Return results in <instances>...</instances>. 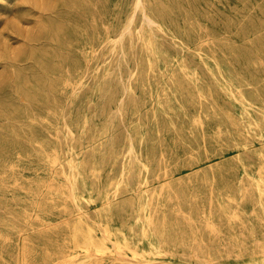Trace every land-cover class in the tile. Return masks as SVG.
Instances as JSON below:
<instances>
[{
	"label": "rangeland",
	"instance_id": "obj_1",
	"mask_svg": "<svg viewBox=\"0 0 264 264\" xmlns=\"http://www.w3.org/2000/svg\"><path fill=\"white\" fill-rule=\"evenodd\" d=\"M258 171L264 0H0L1 264L263 263ZM108 204L132 249L85 251L68 228Z\"/></svg>",
	"mask_w": 264,
	"mask_h": 264
},
{
	"label": "bare ground",
	"instance_id": "obj_2",
	"mask_svg": "<svg viewBox=\"0 0 264 264\" xmlns=\"http://www.w3.org/2000/svg\"><path fill=\"white\" fill-rule=\"evenodd\" d=\"M110 0H101V2H108L109 3ZM136 1V0H135ZM144 0H138L139 4L142 3ZM113 3H110V5H112ZM229 6V5H228ZM118 11H123V7L121 5V3H119L118 5ZM134 12V11H133ZM93 12L89 10V15H92ZM135 13H133L134 15ZM132 15V16H133ZM119 17H121V15H119ZM132 21V20H131ZM93 22V21H92ZM170 22V21H169ZM131 26V25H130ZM130 28V27H129ZM158 28V27H157ZM98 30V29H97ZM101 30V29H100ZM99 30V32H100ZM59 32V27L56 28L55 34H54V38L57 37V34ZM161 32V31H160ZM136 33V32H135ZM163 33V32H161ZM166 35V34H165ZM140 36V34H139ZM168 36V35H167ZM120 37V36H119ZM118 38V37H117ZM171 38V37H170ZM173 39V38H172ZM214 45V44H213ZM172 46V44H171ZM182 47V46H181ZM175 49V48H174ZM34 57H38L39 56V50L35 51L32 53ZM182 54V52H181ZM205 54V53H204ZM51 56V55H50ZM53 56H56V53H53ZM118 62V61H117ZM199 64V63H198ZM204 65V64H203ZM118 68V67H117ZM199 68V67H198ZM13 69V68H12ZM115 71V68H114ZM120 71V70H119ZM76 72V71H75ZM113 72V71H112ZM70 73V72H69ZM210 73V72H209ZM113 74V73H112ZM120 74V73H119ZM73 78L75 79L77 77V73H73ZM121 75V74H120ZM211 75V73H210ZM107 78V76H106ZM110 78V77H109ZM116 78V77H115ZM118 78V76H117ZM117 81H119L120 79H117ZM54 88H56L57 86L61 85L63 88L68 86V81L66 78H63L62 80H60L59 78L54 79ZM110 80V79H109ZM114 80V79H113ZM115 80V81H116ZM205 80V79H204ZM130 81V80H129ZM128 82V81H127ZM125 82V83H127ZM119 83V82H118ZM120 84V83H119ZM118 85V84H117ZM124 86V85H123ZM122 86V87H123ZM62 87L60 88V90L62 89ZM114 87V86H113ZM121 87V90L123 91ZM115 88V87H114ZM110 89V87H109ZM113 90V89H112ZM107 91V90H106ZM132 91V90H130ZM140 91V90H139ZM117 92V91H116ZM124 92V91H123ZM107 94V92H104ZM114 94V93H113ZM130 94V92H129ZM132 95V94H131ZM130 95V97H131ZM136 95V94H135ZM43 97H45V95H42ZM105 96V95H104ZM200 96V95H199ZM128 97V96H127ZM135 97V96H134ZM133 97V98H134ZM135 99V98H134ZM113 100V99H112ZM130 100V98H129ZM132 100V98H131ZM23 101V100H22ZM248 101V99L246 100ZM134 102V101H133ZM136 102V101H135ZM201 103V101H200ZM95 105V104H94ZM122 105V104H121ZM131 105V103H130ZM135 106V105H134ZM140 106V104H139ZM235 107L239 108V105L237 102H235ZM135 108V107H134ZM122 109V108H121ZM48 111V110H46ZM105 111V110H104ZM118 111V110H117ZM116 111V113H117ZM138 111V110H137ZM119 113V112H118ZM120 114V113H119ZM94 115V113H93ZM136 115V114H135ZM53 116V115H52ZM55 117V116H54ZM40 119V118H39ZM121 119V118H120ZM201 119V118H200ZM85 120V119H84ZM43 122V121H41ZM123 122V121H122ZM130 122V121H129ZM64 124V123H63ZM87 125V124H86ZM157 126V125H156ZM67 127V126H66ZM68 129V128H67ZM82 129V128H81ZM158 129V128H157ZM43 131V130H42ZM56 131V130H55ZM46 132V131H45ZM89 132V131H88ZM127 133V132H126ZM63 134V133H62ZM130 134V133H129ZM128 134V135H129ZM159 134V132H158ZM51 135V134H50ZM56 135V134H55ZM92 137V135H91ZM129 138V137H128ZM93 139V138H92ZM66 142V141H65ZM132 142V140H131ZM141 143V142H140ZM131 144V143H130ZM141 145V144H140ZM68 146V145H67ZM140 150V149H139ZM141 156V155H140ZM133 157V156H132ZM41 158L45 161H49L52 163H56L57 162V153L55 151L48 153L47 151H45L44 153H42ZM22 161L20 158L17 159L16 161L19 162ZM5 161H9V162H13V160H5ZM123 161V160H122ZM134 161V160H133ZM135 162V161H134ZM258 162V161H257ZM67 163V162H66ZM138 163V160H137ZM140 163V161H139ZM142 163V162H141ZM139 165V164H138ZM141 165V164H140ZM139 168V166H137ZM139 170V169H138ZM232 176V173H231ZM254 178L258 181H261L262 183H264V176L259 173V171L253 175ZM134 177V174H133ZM74 179V178H72ZM135 179V178H134ZM112 181V180H111ZM81 186L84 190H87L86 192H89V196L93 197V191L91 190V186H88L84 181L81 182ZM159 197V196H158ZM89 204V203H88ZM133 204V203H132ZM148 202H145L143 200L140 201V215L147 221L148 224H154V220H155V216L152 215L150 208L148 206ZM117 212V208L116 205L114 204H108L106 206L103 207V209L101 210V214H100V218L101 221L103 222V232H100L98 230V228L93 224V222H91L90 220H88L87 216L84 214L79 215L75 221L73 222V224H71L68 228V237L73 240L77 246L83 248L85 251H88L90 249H94L96 251H101L104 252L106 250H108L110 248V244L109 241L111 239V237H113L115 239V243L119 248H131V240L133 237V222H122L115 214ZM126 223V224H124ZM143 224V223H142ZM142 230V229H141ZM144 232L146 234H150L149 229H148V225H146L144 227ZM151 239V242L153 243L154 247L157 249L160 244L162 243V237L160 234V231H158V229L154 228L153 232L151 233V236L149 237ZM155 249V250H156ZM129 250V249H128ZM127 250V251H128ZM133 252V251H132ZM131 252V253H132ZM119 254V253H118ZM121 255V254H120ZM75 256V255H72ZM86 256H89L86 254ZM135 256V254H134ZM155 256V255H154ZM54 259H56V257H52V259L49 262H41L40 264H49L51 262L54 261ZM264 263V261H263ZM260 261H257L255 259H253L252 257H249L248 259H241L238 260L237 262H235L234 264H263ZM1 264V263H0ZM54 264V263H52ZM81 264H106L103 261H100L98 259H94V260H83Z\"/></svg>",
	"mask_w": 264,
	"mask_h": 264
}]
</instances>
